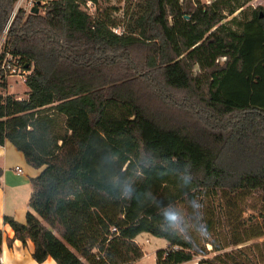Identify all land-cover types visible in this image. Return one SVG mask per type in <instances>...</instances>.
Segmentation results:
<instances>
[{"label":"trees","instance_id":"16d2710c","mask_svg":"<svg viewBox=\"0 0 264 264\" xmlns=\"http://www.w3.org/2000/svg\"><path fill=\"white\" fill-rule=\"evenodd\" d=\"M17 1L0 0V58L19 57L27 90L7 94L0 70V145L40 172L25 221L3 218L9 245L31 240L37 262L138 264L145 232L168 243L154 264H186L206 250L178 233L172 205L251 192L264 204L262 8L137 0L116 33L102 0H35L40 12L8 21Z\"/></svg>","mask_w":264,"mask_h":264},{"label":"rangeland","instance_id":"374dc122","mask_svg":"<svg viewBox=\"0 0 264 264\" xmlns=\"http://www.w3.org/2000/svg\"><path fill=\"white\" fill-rule=\"evenodd\" d=\"M136 1L102 0L97 8H106L112 12L116 22H120L114 32L120 33V20H124L122 12L130 11ZM248 4L264 11V0H252ZM18 7L17 2L8 21H11ZM86 11L94 14L95 6L91 10L86 8ZM26 90V85L18 81V78L7 79V94L26 98ZM129 119L132 120L133 117ZM99 135L102 140L107 141L105 132ZM123 166L128 167L129 171L134 169L130 160ZM107 177L105 176L106 179ZM171 210L174 213V227L178 233L191 239L200 249L206 250L204 255L195 254L186 264H200L201 260L221 262L224 258L236 260L237 264H264V204L259 194L239 193L223 198L201 196L195 200L177 202L172 205ZM236 241L239 243L233 244ZM137 242L145 251L141 264H154L155 251L167 243L165 239L145 232L137 236Z\"/></svg>","mask_w":264,"mask_h":264},{"label":"crops","instance_id":"0c3cea01","mask_svg":"<svg viewBox=\"0 0 264 264\" xmlns=\"http://www.w3.org/2000/svg\"><path fill=\"white\" fill-rule=\"evenodd\" d=\"M17 167L21 169V172L16 171ZM0 168L2 169L0 176V229L2 230L0 263L57 264L51 257L42 262L35 261L32 257L34 246L29 239L24 244L20 240L14 239L9 245L7 239L13 238V230L3 221L4 216H10L19 222L25 221L26 213L29 210V197L32 192L30 178L38 175L40 168L36 169L29 165L24 155L8 141L0 145ZM137 236L135 237L136 242ZM167 246L168 243L160 248ZM143 252V257L137 261L138 264H141L145 257V251Z\"/></svg>","mask_w":264,"mask_h":264},{"label":"built area","instance_id":"2783aa9c","mask_svg":"<svg viewBox=\"0 0 264 264\" xmlns=\"http://www.w3.org/2000/svg\"><path fill=\"white\" fill-rule=\"evenodd\" d=\"M45 1H47V0H45ZM17 2L19 3V7H22L24 9H28V10H31L35 5V0H18ZM85 7L88 8L89 10H91L92 8H94V4L91 1H87L83 6V9L86 11ZM9 23L10 22H8L6 24L5 28L3 29L2 33L0 34V54L2 53L3 43H4L5 38H6V33L8 30V27H9ZM113 31H114V29H113ZM0 70L2 71L3 76L6 79V81L8 78L16 77V78H18V81L25 84L27 72L21 68L18 56L15 57L8 52L4 53L3 56L0 58ZM15 98L17 100L23 99L20 96L19 97L16 96ZM16 171L21 172V169L17 167Z\"/></svg>","mask_w":264,"mask_h":264},{"label":"water","instance_id":"95a60500","mask_svg":"<svg viewBox=\"0 0 264 264\" xmlns=\"http://www.w3.org/2000/svg\"><path fill=\"white\" fill-rule=\"evenodd\" d=\"M38 7H36V6H34L31 10H30V12L31 13H38Z\"/></svg>","mask_w":264,"mask_h":264}]
</instances>
